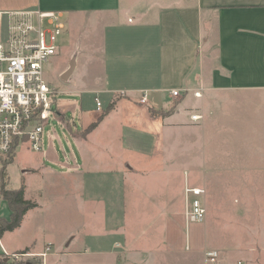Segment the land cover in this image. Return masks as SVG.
<instances>
[{"label": "crops", "instance_id": "0c3cea01", "mask_svg": "<svg viewBox=\"0 0 264 264\" xmlns=\"http://www.w3.org/2000/svg\"><path fill=\"white\" fill-rule=\"evenodd\" d=\"M0 11L31 12L33 23H38L40 12H57L65 25L66 17L73 15L107 16L117 12H131L123 0H16L0 2ZM5 15L10 14L4 13L3 20ZM127 20L129 24L136 25L132 28H106L108 60H105L107 73L104 84L89 89L94 93L117 94L125 91L127 94L124 98L132 105V113L138 119L137 125L139 121L142 124L139 128L130 127L118 139L99 145V152L102 151L108 157L104 169L110 178L102 184L108 201L109 224L114 229L110 234L90 237L83 249L78 248L81 250L79 252L65 250L57 257L63 262L69 254L72 257L71 264H152L150 257H170L184 253L185 237L178 225L179 218L184 222V216L183 211L177 209L181 206L185 210V187L187 183L197 185L191 180L192 174L197 173L200 178L198 186L205 189L200 198L207 209L206 219L199 227V240L203 241V247L219 250V264H237L240 260L247 264H257L260 258L256 254L251 260L246 259L244 254L233 258L223 249L210 247L208 242L211 238L210 225H220L223 216L217 210L224 204L221 202L224 190L219 187L225 181L224 178H235L232 183L237 181L238 185L235 187L233 184L231 189L239 195L238 178L252 176L256 171V156L248 150H243L242 154L236 151L239 139L223 138L218 131H212L214 127L223 129L226 122L212 121L215 103L223 106L230 101L234 104L239 98L249 99L250 95L264 94V0H152L147 9ZM94 29L88 28L89 34L92 35ZM73 62L70 78L78 69V61ZM70 67L68 65L66 70ZM173 89H180L181 97H174L171 94ZM143 90L149 92L145 104L140 102ZM197 91L202 95L196 96ZM189 94L193 95L194 101H185ZM121 98L115 101L113 108L93 130L85 133L88 123L84 124V130L75 134L81 146L79 154L84 158L88 155L92 158L94 152L89 136L103 127L107 118L117 110ZM158 109L163 113L152 114V111ZM58 112V116L64 117L61 108H58ZM193 114H199L201 118L193 120ZM100 115L96 114V120ZM196 129L198 139L171 136L174 132L180 133V130L194 133ZM156 131L164 133L159 135ZM116 140L121 145L120 151H136L134 156L140 158L139 165L125 154L119 164L111 162L117 156L113 147ZM227 146H231V150ZM79 154L73 149L69 156L71 158H67V164L74 170L80 168ZM262 155L264 157V152ZM144 160H152L153 163L143 165ZM83 165L85 176L92 170L102 169L99 165ZM258 170L264 177V160L263 169ZM129 172L143 177L149 173L162 174L168 179L176 172L180 176L177 187L171 188L168 182L159 196L148 195L144 198L147 201L142 199L136 202L138 215H145L144 210L149 209L148 214L152 216L146 217L148 220L136 221V228L140 226L141 229L132 235L127 227L128 224L131 226L128 216L122 213L118 215L114 209H128L127 186L122 191V186L115 187L113 183L119 184L118 177L123 180ZM238 198L236 202L242 203L243 208L247 207V199L241 201ZM4 202L10 208L8 200ZM89 202L92 204L94 201ZM11 213L10 208L9 217L0 215V218L10 219ZM157 223L162 225L161 233L165 238L166 249L150 248L153 240L146 235L149 226ZM257 223L256 239L263 240L264 214L262 221L257 220ZM74 239L72 237L66 245L70 246ZM258 245V242L251 243L249 250L256 253ZM20 249L9 251L5 240L0 241V253L6 257ZM26 253L31 257H41L43 264L48 263L49 254L46 250L30 248ZM82 259L85 263L79 262Z\"/></svg>", "mask_w": 264, "mask_h": 264}, {"label": "rangeland", "instance_id": "374dc122", "mask_svg": "<svg viewBox=\"0 0 264 264\" xmlns=\"http://www.w3.org/2000/svg\"><path fill=\"white\" fill-rule=\"evenodd\" d=\"M6 1L14 2L16 0H0L1 4ZM151 1L123 0L124 5L131 11L128 14L124 12L107 16L79 14L66 17L64 20L66 25L60 31L57 39L58 52L44 63L45 78L56 91L57 108H61L64 117L55 116L45 124L41 151L34 150L30 142L21 143L9 158L6 167L7 188L17 189L24 186L25 198L39 203L37 207L30 209L25 214L21 226L13 231L0 234V241L4 242L5 240L9 251L22 248L7 255L10 260L17 262L22 260L25 264L28 261L34 264H43L41 257H31L32 255L25 254L26 252L19 253V251L31 248L47 251L49 257L46 264H71L72 257L69 254L66 255L67 259L63 262L57 255L65 250L66 252H79L81 250L78 248L83 249L90 237L110 234V231L114 229L113 225L109 224L108 201L105 187L102 184L110 178L106 176L108 172L104 169L108 157L102 151L99 152V145H104L109 140L118 139L127 132V129L130 130V127L139 128L142 124L139 121L137 125L138 119L132 113L131 103L127 101V98H124L126 95H122L120 92L117 94L113 92L94 93L89 89L104 84L107 73L105 60H108L105 41L107 29L132 28L136 24H129L128 17L135 18L139 12L147 9ZM14 18V16L5 15L3 23L6 29L14 23ZM88 28H95L92 35L89 34ZM73 60L78 61V69L71 78L70 76L65 77L67 66L71 65ZM192 96L189 94L185 101H194ZM97 98L102 102L100 108L97 105ZM118 98L122 100L117 110L107 118L101 129L89 136L90 145L94 148L92 158L90 155L84 158L80 155L81 146L78 144L75 134L84 130V124L89 123L84 130L86 133L91 124L90 121L96 120V114L100 115L109 111V107L113 106ZM248 98H239V101L234 104L229 101L223 106L214 104L215 112L212 122H226V125L223 129L214 127L212 131H218L223 138L239 139L240 143L236 151L242 154L243 150H248L254 154L256 156L254 161L256 171L252 176L238 178L241 192L239 195L231 189L233 184L235 187L238 185L237 181L232 183L235 178H224L225 181L219 186L224 190L221 200L224 204L217 210L221 211L223 216L220 218V225H210L211 238L208 245L229 252V256L233 258L244 254L246 259L251 260L256 254L260 258L256 263L264 264V238L263 240L256 239L258 234L256 229L259 227L257 220L258 222L262 221L264 214V177L259 174L258 170L263 169L264 160L262 155L264 152V94L250 95ZM158 112L163 113L162 110H159L152 111V114L159 115ZM120 129L123 131L122 134ZM156 132L159 135L164 133ZM171 136L198 139L199 133L198 129L194 133L180 130V133L174 132ZM113 147L117 156L112 158L111 162L119 164L125 154L126 157L128 155L129 159L139 165L140 158L134 156L136 151L127 150L125 153L120 151L119 140L113 142ZM225 147H223L224 151H226ZM227 148L231 150V146H227ZM73 149L78 154L80 153L79 156L82 159L80 160L77 155L80 163V168L77 170L67 164V158H71L69 156ZM82 163L92 166L99 165L102 169L92 170L88 176H85L86 172ZM150 163H153L152 160H144L142 164ZM177 169L178 166H176ZM78 174L80 176L84 174V176L77 177ZM179 178L177 172L170 179L162 174L149 173L143 177L137 176L134 172H129L127 177H123V180L118 177L119 184L113 183V185L115 187L122 186V191L125 185L127 186L128 209L127 211L117 207L114 209L117 210L118 215L122 213L130 219L131 226L129 224L127 226L130 235L141 229L140 226L138 229L136 228V221L148 220L149 218L146 217L152 216V214H148L150 213L149 209L144 210L145 215H138L139 210L136 209V202H140L148 195L159 196L162 188L168 182H170L171 188L177 187ZM191 180L197 185H189H200L197 173L192 174ZM236 197H239L238 199L241 201L246 198L247 207L243 208L242 203L236 202ZM89 200L96 203L91 204ZM162 203L164 202L162 201ZM178 203L176 202V205ZM177 211H183L184 216V222L179 218L178 225L185 237L184 241L179 236V239L183 240L185 252L170 257H150L152 264H209L206 262L205 252L212 248L203 247V241L199 240L201 222H191L188 225L185 210L179 206ZM0 215L5 217L10 215V208L4 201L0 204ZM160 223L162 224V221ZM160 223L149 226L146 236L152 237L151 249H166ZM134 228L137 230H133ZM72 237L75 238L74 241L70 246H67L66 243ZM260 237L262 235L258 238L260 239ZM49 242L52 244L51 248L47 250L46 246ZM255 242L259 244L256 253L249 250L248 247ZM84 259L87 261L86 258ZM85 260L82 259L79 262L85 263Z\"/></svg>", "mask_w": 264, "mask_h": 264}, {"label": "built area", "instance_id": "2783aa9c", "mask_svg": "<svg viewBox=\"0 0 264 264\" xmlns=\"http://www.w3.org/2000/svg\"><path fill=\"white\" fill-rule=\"evenodd\" d=\"M14 16V23L6 29L3 16ZM31 12L0 11V204L5 201L7 188V161L18 145L30 142L36 151L42 150L45 124L58 116L56 91L45 78L44 63L58 52L57 39L65 24L57 12L38 13V23H33ZM126 95L125 91L120 92ZM174 97L180 89L171 90ZM201 96V92H195ZM149 92H141L140 102H148ZM98 108L102 102L97 98ZM201 118L193 114L192 119ZM205 189L200 186L185 187V216L191 222H203L207 209L200 196ZM51 248L49 244L48 249ZM28 254V253H25ZM45 255V254H44ZM206 262L219 264L220 252L207 249ZM237 264H247L240 260Z\"/></svg>", "mask_w": 264, "mask_h": 264}, {"label": "trees", "instance_id": "16d2710c", "mask_svg": "<svg viewBox=\"0 0 264 264\" xmlns=\"http://www.w3.org/2000/svg\"><path fill=\"white\" fill-rule=\"evenodd\" d=\"M113 108V106L109 107V111ZM109 111L101 114L96 121L91 123L87 132L93 130L99 122L104 118V115ZM12 157V156H11ZM8 162V161H7ZM6 173L4 174V176ZM6 177V176H5ZM6 184L3 187V194L4 197L8 200L10 208H11V217L10 219L0 218V234H3L6 231H13L18 228L25 217V214L32 208L37 207V202L25 198V188L24 186L11 189L6 188ZM28 249L22 250L19 253L27 252ZM6 256L0 253V264H25V262L21 261H13L8 258V261H5Z\"/></svg>", "mask_w": 264, "mask_h": 264}, {"label": "water", "instance_id": "95a60500", "mask_svg": "<svg viewBox=\"0 0 264 264\" xmlns=\"http://www.w3.org/2000/svg\"><path fill=\"white\" fill-rule=\"evenodd\" d=\"M73 65H74V62H72L71 67L67 70L65 77L69 76V74L72 72ZM5 261H8V257L5 258ZM27 264H34V263H32L31 261H28Z\"/></svg>", "mask_w": 264, "mask_h": 264}]
</instances>
